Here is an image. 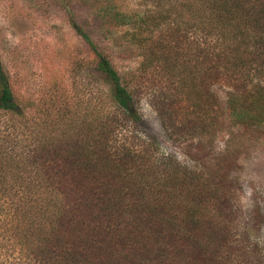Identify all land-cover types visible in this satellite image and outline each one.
<instances>
[{
    "label": "trees",
    "instance_id": "1",
    "mask_svg": "<svg viewBox=\"0 0 264 264\" xmlns=\"http://www.w3.org/2000/svg\"><path fill=\"white\" fill-rule=\"evenodd\" d=\"M97 4L124 75L73 13L71 93L19 99L0 59V264H264L233 178L264 131V0ZM144 99L186 160L142 130Z\"/></svg>",
    "mask_w": 264,
    "mask_h": 264
},
{
    "label": "rangeland",
    "instance_id": "2",
    "mask_svg": "<svg viewBox=\"0 0 264 264\" xmlns=\"http://www.w3.org/2000/svg\"><path fill=\"white\" fill-rule=\"evenodd\" d=\"M119 3L121 10L139 9L138 0ZM103 6L97 0H0V59L19 99H41L50 94L54 83L73 91L71 71L76 60L86 54V44L73 29L70 13L122 75L138 66L137 60L124 58L113 42L125 28L114 26ZM149 101L142 103V130L159 136L165 150L186 160L185 151L167 141ZM245 139L238 142L243 147L233 177L239 189L235 199L242 209V221L254 217L259 224L255 236L264 245V131Z\"/></svg>",
    "mask_w": 264,
    "mask_h": 264
}]
</instances>
